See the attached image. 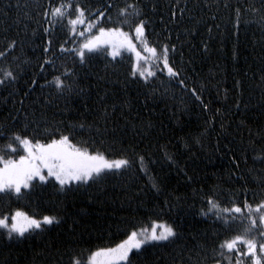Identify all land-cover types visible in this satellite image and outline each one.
Returning <instances> with one entry per match:
<instances>
[{"label": "trees", "instance_id": "16d2710c", "mask_svg": "<svg viewBox=\"0 0 264 264\" xmlns=\"http://www.w3.org/2000/svg\"><path fill=\"white\" fill-rule=\"evenodd\" d=\"M62 2L69 0H0V73L17 76L0 85V155L24 153L14 133L42 143L63 134L109 159L126 157L132 167L63 190L49 178L34 180L20 196L0 193V217L23 210L59 219L11 238L0 228V264H70L73 257L88 264L94 251L153 221L172 225L176 237L132 251L131 264H227L219 245L243 234L246 222L241 214L214 215L209 199L245 212V202L254 207L264 201V0H71L70 17L45 15ZM76 4L96 25L91 34L99 27L133 32L119 23L118 10L135 4L139 19L148 22L150 43L169 45L184 85L166 70L148 80L131 76L126 53L114 59L107 51L86 52L81 62L69 23ZM102 10L106 15L98 21ZM54 77L70 87L50 86ZM9 143L14 152L5 150ZM225 216L236 222L225 224Z\"/></svg>", "mask_w": 264, "mask_h": 264}, {"label": "snow or ice", "instance_id": "6c2138e0", "mask_svg": "<svg viewBox=\"0 0 264 264\" xmlns=\"http://www.w3.org/2000/svg\"><path fill=\"white\" fill-rule=\"evenodd\" d=\"M72 7L71 0L67 4L62 2L59 6L52 7L50 13L45 12V15L50 14L53 21L58 18L63 19L66 16L70 17ZM108 7H112V5L109 4ZM75 11L77 13L75 18L69 19V23L73 26L72 32L75 33L76 25L87 23L86 32L82 31L78 33L80 37L86 38L75 50L81 62L84 61L86 52L107 51V49L103 48V45H110L111 51L108 54L114 59L121 55L122 50L135 53L136 60L132 65L131 76H140L148 80L149 77L156 76L157 70H166L169 77L177 78L178 83L184 85V80L179 79L180 72L170 63L169 45L161 44L157 48L150 43L146 35V23L148 22L139 19L141 11L135 4H128L124 8L119 9L118 12L123 17L119 23L134 30V36L141 45L139 50L136 44L133 43L130 33L125 32L123 27H99L98 33L92 35V29L96 25L92 21L86 20L85 9L76 4ZM105 15V11H99L97 20L99 21ZM130 16L135 17L138 22L134 24L130 22L128 19ZM237 17H239V10H237ZM107 19L111 21L112 18L111 16H107ZM49 31L50 28L44 29L46 33ZM51 43V40L47 42L48 46L45 47V52L49 50ZM11 46H15V41L12 42ZM60 50L62 52L69 51L64 49L63 45H61ZM172 50H175V46H172ZM142 53H146V55ZM3 55L4 53L0 52V56ZM46 62L50 63L51 61ZM16 79L17 76L13 74L12 70H4L0 73V85L14 82ZM33 84H35V81H33ZM48 84L50 86L54 84L61 91L65 87H70L60 77H54ZM191 91L194 94L196 92L195 89ZM197 99L201 98L197 96ZM203 106L204 108H208L207 104ZM11 139L22 145L26 155H21L18 160L5 159L0 155V165H2L0 166V193H15L17 196H20L23 194V190L32 187L34 180L47 182L50 177L54 178L59 183L61 190H63L73 182L88 183L89 181L103 178L110 170L132 167V162L128 158L108 159L99 150L90 151L87 147H78L72 143L68 135L61 134L59 139L53 138L47 143H42L39 140L34 141L27 136H20L15 133ZM4 148L8 151H15L12 143L5 145ZM138 159L140 168L147 174L148 168L144 157L139 156ZM169 159H171L170 156ZM149 179L152 180V187L156 191H159L160 188L155 179L151 176ZM209 204L212 206L210 211L215 209L214 215L218 217H221L222 213H231L233 216L241 214L244 219L240 222H246V226L242 229L243 234H237L229 239H225L219 245V255L227 260V264H244L245 258L251 260L252 264H264V259H262V255H264V243L258 244L257 242V237L259 240L264 241V201L257 203L254 207L245 202L246 212L235 204L230 209H221L211 199H209ZM202 214L207 215L208 213L202 212ZM222 218L225 224L230 225L236 222L234 219L229 220L226 216ZM9 219H11V223H9ZM53 223H59V219L55 216L45 215L42 219H36L21 211H16L15 215L11 216V218L8 216L0 217V228L8 230L7 234L9 238L13 236V233L23 236L30 230H43L44 225H52ZM176 235L177 232L172 225L153 221L151 228L142 227L132 230L126 239L114 247L102 248L93 252L88 258V264H119L121 261L131 264L129 253L134 249L141 250L144 246L151 245L152 242L169 241L176 237ZM241 245L246 246L245 252H241ZM258 249L260 255L257 254ZM225 250L229 254L227 257H225ZM233 254L235 255L233 256ZM101 256L105 257L103 261L97 259ZM70 264H81V261L73 257ZM216 264H222V260H217Z\"/></svg>", "mask_w": 264, "mask_h": 264}, {"label": "rangeland", "instance_id": "374dc122", "mask_svg": "<svg viewBox=\"0 0 264 264\" xmlns=\"http://www.w3.org/2000/svg\"><path fill=\"white\" fill-rule=\"evenodd\" d=\"M75 28H76V31H75V33H76V35H77V44H78V47L80 46V44H82L83 42H84V40H85V38L86 37H80L79 35H78V33L79 32H86V29H87V26L85 25V24H78V25H76L75 26ZM125 31V30H124ZM125 32H129V31H125ZM98 33V31L96 32V33H93L92 35H96ZM130 33V35H131V38H132V40H133V43L134 44H136V47H137V49L139 50L140 48H141V45H140V43H139V41L135 38V36H134V30H133V32H129ZM86 35H87V33H86ZM103 48H105V49H107V52L109 53L110 51H111V47H110V45H103ZM73 49H76V48H73ZM124 53H126V54H129L130 56H131V59H132V65L135 63V60H136V58H135V53L134 52H131V51H128V50H122L121 51V54H124ZM142 54H145L146 55V53H142ZM22 155H26V153H25V151H24V153L22 154ZM19 159V157L16 159V160H18ZM109 159V158H108ZM0 166H2V165H0ZM51 178V177H50ZM16 211H21V212H24V213H26L25 211H23V210H16ZM16 211L15 212H13V214H11V215H9L8 217L9 218H11V216H13V215H15V213H16ZM28 214V213H27ZM29 215V214H28ZM29 216H31V215H29ZM33 217V216H32ZM35 218V217H34ZM36 219H38V218H36ZM158 222H160V223H167V222H165V221H158ZM9 223H11V219H9ZM114 247V246H113ZM110 248H112V247H110ZM135 250V249H134ZM133 250V251H134ZM97 251V250H96ZM95 252V251H94ZM257 254L258 255H260V253H259V249H258V251H257ZM129 255H130V253H129ZM98 260H100V261H103L104 259H105V257H103V256H101V257H98L97 258ZM262 259H264V255H262ZM122 262H125V261H121V262H119V263H122ZM214 264H216V263H214ZM251 264H252V262H251Z\"/></svg>", "mask_w": 264, "mask_h": 264}]
</instances>
